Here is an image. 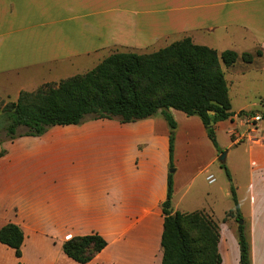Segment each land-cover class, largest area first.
<instances>
[{
	"label": "crops",
	"instance_id": "crops-1",
	"mask_svg": "<svg viewBox=\"0 0 264 264\" xmlns=\"http://www.w3.org/2000/svg\"><path fill=\"white\" fill-rule=\"evenodd\" d=\"M179 35L219 53L262 51L251 62L239 57L233 65H222L229 94L246 81L264 79L250 75L264 71V0H0V90L9 96L15 89L18 98L26 89L14 84V73L32 79L36 71L64 69L103 51L139 52ZM260 105L264 107V99ZM248 106H232L235 114L215 127L217 138L222 130L230 136L229 142L218 143L227 148L226 165L235 176L244 162L229 156L234 146L246 143L249 192L241 196L237 184V197L252 264H264V123H259L264 117L250 121L239 115L253 110ZM171 112L177 122L173 211L203 209L211 214L220 226L221 264H240L238 222L234 217L223 220L234 204L217 212L219 197L210 188L202 203L190 196L195 174L208 171L207 179L220 153L198 115L175 108ZM169 131L158 112L125 123L88 118L80 124L55 125L42 135L5 140L0 228L14 222L25 238L22 256L15 259L14 249L0 242V264H161ZM95 232L107 245L90 261L79 263L61 252L66 239ZM29 245L40 248L32 259L25 258Z\"/></svg>",
	"mask_w": 264,
	"mask_h": 264
},
{
	"label": "trees",
	"instance_id": "trees-1",
	"mask_svg": "<svg viewBox=\"0 0 264 264\" xmlns=\"http://www.w3.org/2000/svg\"><path fill=\"white\" fill-rule=\"evenodd\" d=\"M255 55L232 49L221 53L184 36L155 51L139 53L117 50L92 69L58 82H46L34 90H23L16 101L5 102L0 96V113L6 116L5 139L18 135H42L55 125L78 124L88 118H114L123 123L154 116L160 112L169 131L170 171L167 193L162 203L164 214L161 236V264H221L218 243L220 226L203 209L173 211L174 148L177 122L171 108L188 115H198L207 134L218 150L215 124L231 118L235 112L229 86L220 58L226 66L242 58L251 62ZM255 110H241L239 115L252 116ZM264 117V107L260 110ZM25 127L19 131V127ZM6 150H0V157ZM229 179L225 159L220 160ZM234 207L223 220L234 217L238 222L240 264H252L246 221L240 211L236 187L230 185ZM25 234L20 225L8 222L0 228V242L12 247L17 258L22 256ZM107 245L98 232L74 235L62 243L63 252L79 263L90 261ZM20 264V262H18Z\"/></svg>",
	"mask_w": 264,
	"mask_h": 264
},
{
	"label": "rangeland",
	"instance_id": "rangeland-1",
	"mask_svg": "<svg viewBox=\"0 0 264 264\" xmlns=\"http://www.w3.org/2000/svg\"><path fill=\"white\" fill-rule=\"evenodd\" d=\"M179 36H176V39H179ZM176 39H172L170 38H162L161 41L156 42L154 44H152L151 46L147 47L144 50H140L139 52H152L155 51L157 49H159L160 47L166 46L167 44L171 43L172 41H175ZM106 56H108L107 51H103L100 54L94 55L92 57H87V58H81L77 59L80 60L79 63H76L74 65H70L67 66L64 69H58V70H54L52 72L49 71H36L34 72V77L32 79H27L25 73L20 72V73H14V84H24L26 90H33L35 88H37L40 84H42L45 81H59L62 78L74 75L76 73H81L83 71H86L88 69L93 68L99 61H101L102 59H104ZM83 60V62H82ZM221 64L223 66H225V64L223 63L222 59L220 58ZM19 75V76H17ZM251 77L253 75H262L264 77V71L263 72H250ZM16 78V79H15ZM1 91V98L7 102V101H16L17 100V95H16V90L14 89V92H11L10 94H8L9 96H5L7 94H4L5 92ZM3 92V93H2ZM230 94L231 97L233 99V109L236 110L238 109V107H240V105H249L248 107H250L251 109L257 111L260 113V110H262L261 108V99H264V79L262 81H253V80H249L246 81L245 83H243L241 86L237 87L236 89H232L230 90ZM93 119V118H90ZM95 119V118H94ZM97 119H101V118H97ZM108 119H114V118H108ZM86 120V119H85ZM84 120V121H85ZM117 120V119H116ZM263 120V121H262ZM261 121H259L260 124L264 123V119H262ZM6 116L3 113H0V150L3 147L2 144L7 137L6 134V129H5V125H6ZM82 121V122H84ZM81 122V123H82ZM80 124V123H78ZM53 127V126H52ZM50 127V128H52ZM241 130H244V127L240 128ZM19 131H24L25 127L21 126L18 128ZM24 135V134H23ZM19 136V135H18ZM33 136H37V135H33ZM219 141L221 142V144L223 143H227L229 142L230 136L226 133V130H222L218 133V138ZM246 145V143H241L238 145V149L236 148V146L233 147L231 154L229 156L230 157H239L238 161H243L244 162V166H242L241 170H239V174L237 176H235V174L231 173V180L229 179L227 172L225 171V168L221 165L220 160L217 161L211 168L210 173L213 174V176L215 177V182L209 183L208 180L206 179V175L207 172H203L201 174H195L193 183L191 184V188H190V196L192 197H197L196 200L198 203H202L205 197V190L209 189L211 191H214V193L217 195V197H219V201H220V205L216 206V211L217 212H221L222 208L227 206V207H232L234 202L232 200L231 197V192H230V185L233 184L236 187V191H237V184H240L241 189H240V195L244 196L245 194H248V182L246 183V181H248V166H247V161H244V155H243V148ZM223 151L219 154V157L221 156V154L226 151L227 148H222ZM245 156L247 157V154L245 153ZM226 157V156H225ZM228 158V160H229ZM225 159V164H226V158ZM242 162V163H243ZM220 166L222 167V169H220ZM175 168V166H174ZM235 171V168H233ZM245 202L242 200V204H244ZM200 205V204H199ZM220 206V207H219ZM192 207H196L191 205L189 206V208L187 209H194ZM186 209V210H187ZM243 220V219H242ZM239 222V220H238ZM40 248L34 247V246H27L25 249V258L26 259H32L33 257H35L36 255H38L37 251ZM61 252H63V250L61 249ZM53 254H55V252H53ZM14 259H15V254H14ZM56 259L59 260V256L58 254L56 255ZM61 261V259L59 260ZM15 263V262H14Z\"/></svg>",
	"mask_w": 264,
	"mask_h": 264
},
{
	"label": "built area",
	"instance_id": "built-area-1",
	"mask_svg": "<svg viewBox=\"0 0 264 264\" xmlns=\"http://www.w3.org/2000/svg\"><path fill=\"white\" fill-rule=\"evenodd\" d=\"M246 117V119H248V120H250V121H259V120H261L262 118H263V116H262V113H257V114H255V115H252V116H245ZM215 177L213 176V174H211V175H209L208 177H207V179L210 181V182H213L215 179H214ZM69 238V237H68Z\"/></svg>",
	"mask_w": 264,
	"mask_h": 264
},
{
	"label": "water",
	"instance_id": "water-1",
	"mask_svg": "<svg viewBox=\"0 0 264 264\" xmlns=\"http://www.w3.org/2000/svg\"><path fill=\"white\" fill-rule=\"evenodd\" d=\"M225 156H226V151H224V152L221 154V156L219 157V160H222V159H224V158H225ZM241 222H243V220H242V219H240V220H239V223H241Z\"/></svg>",
	"mask_w": 264,
	"mask_h": 264
}]
</instances>
